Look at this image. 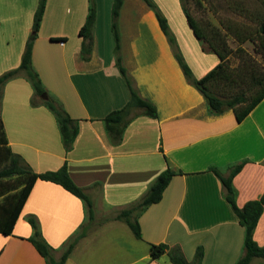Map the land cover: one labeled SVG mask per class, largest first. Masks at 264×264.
<instances>
[{
	"label": "crops",
	"instance_id": "crops-1",
	"mask_svg": "<svg viewBox=\"0 0 264 264\" xmlns=\"http://www.w3.org/2000/svg\"><path fill=\"white\" fill-rule=\"evenodd\" d=\"M114 1L94 0L93 50L84 61L79 31L90 0H47L32 65L48 95L79 121V134L66 153L54 115L44 106L31 105L34 90L21 74L0 91V121L8 147L37 174L67 163L71 179L93 201L94 225L66 264H161L150 256V245L159 244L179 247L189 263L201 248V264H236L245 252V228L223 198L220 180L208 169L216 166L227 176L229 166L248 160L233 180L237 205L243 208L262 197L264 99L240 123L233 110L211 116L203 96L187 83L153 10L143 0H124L119 16L123 65L141 97L156 105L158 118L139 116L122 143L113 146L103 120L130 101L116 66ZM154 1L194 76L203 78L219 59H187L185 41L173 29L170 14ZM177 4L182 9L180 0ZM38 5L39 0H0V77L19 68ZM196 42L197 56L214 54L203 52ZM168 166L183 174L172 178L159 203L139 215L138 240L116 217L140 202ZM30 218L59 260L87 223L88 212L85 203L63 187L38 180L12 235L0 234V264H48L28 241L34 233ZM254 240L264 247V212Z\"/></svg>",
	"mask_w": 264,
	"mask_h": 264
},
{
	"label": "trees",
	"instance_id": "trees-1",
	"mask_svg": "<svg viewBox=\"0 0 264 264\" xmlns=\"http://www.w3.org/2000/svg\"><path fill=\"white\" fill-rule=\"evenodd\" d=\"M143 1L155 13L161 30L171 44L175 58L187 83L203 96L209 114L211 116H219L233 110L237 115V121L239 123L242 122L264 99V71L258 68L256 61L251 58L246 59L242 67L231 69L229 67V47L223 35L213 27H209L210 33H208L189 14L188 10L182 7L188 26L192 30L194 37L200 42L207 43L219 59V64L214 69L203 78L197 79L178 48L167 18L162 14L153 0ZM46 2L47 0H39V5L34 16L32 33L27 41L21 64L16 70L7 72L0 77V91L6 82L23 74L34 90L31 105L33 107L44 106L54 115L61 134L63 147L66 153H69L72 151L73 144L79 134V121L71 119L60 104L48 95L32 65L33 44L39 31ZM123 4L124 0L114 1L112 9V31L115 40L116 66L129 89L130 101L123 109L111 113L103 120L106 133L113 146H119L122 143L126 129L139 116H145L151 119L158 118L156 105L141 97L135 80L129 75L123 65L119 32V16ZM95 21V2L94 0H90L89 15L84 26L79 31V36L83 39L82 58L84 61H89L92 54L93 27ZM259 33L260 42L258 50L259 54L264 56V21L261 23ZM216 41L218 44L220 43L222 49H219ZM247 41H254L252 35L240 39V44H244ZM220 85L229 87L232 90L237 88V91L216 92L215 90ZM249 86L259 89L254 96L255 102L253 104H248V97L245 92V89ZM248 162V160H244L239 164L229 166L227 168V176H224L216 166H211L208 169L209 172L213 173L220 180L223 187V198L239 219L240 225L245 228V252L236 264H253L255 260H260L264 263V247H260L254 240L255 230L264 212V194L260 199L247 202L243 208H239L237 205L238 192L233 185L234 178ZM2 164H7L0 170V234L3 236L12 235L25 203L38 180L59 185L85 203L88 212V221L69 240L59 260L54 259L50 246L42 239L35 219H29L34 233L28 241L35 247L37 252L48 264H66L77 244L89 234L94 225L95 211L93 201L85 190L77 186L71 179L67 163L57 171L42 174L34 173L25 161L20 156L12 153L8 147L4 127L0 121V165ZM182 174L181 171H175L168 166L154 181L143 199L133 207L119 213L116 219L125 222L135 238L141 240V230L138 223L139 215L149 206L159 203L172 178ZM165 255L168 256L171 264H201L203 250L199 248L194 261L189 263L179 247H170L166 244L150 245V256L153 260H158Z\"/></svg>",
	"mask_w": 264,
	"mask_h": 264
},
{
	"label": "rangeland",
	"instance_id": "rangeland-1",
	"mask_svg": "<svg viewBox=\"0 0 264 264\" xmlns=\"http://www.w3.org/2000/svg\"><path fill=\"white\" fill-rule=\"evenodd\" d=\"M154 1V0H153ZM171 16L173 29L185 41L184 49L187 59H218L213 55L197 56L196 49L199 43L188 26L183 9L179 8L177 0H159ZM155 2V1H154ZM181 6L208 33L210 28L218 30L225 38L229 47V67L238 69L246 59H254L258 68L264 71V56L259 54L260 26L264 21V0H180ZM193 35V38H192ZM252 35L254 41L240 44V39ZM210 36V34H209ZM192 41V42H191ZM219 49L220 43L216 41ZM201 49L205 53H212L209 45L201 42ZM229 87L220 85L216 92H229ZM258 88L249 86L245 89L248 104L255 102ZM232 91L236 92L237 88ZM7 164L0 165V170ZM161 264H169L168 257H161Z\"/></svg>",
	"mask_w": 264,
	"mask_h": 264
},
{
	"label": "water",
	"instance_id": "water-1",
	"mask_svg": "<svg viewBox=\"0 0 264 264\" xmlns=\"http://www.w3.org/2000/svg\"><path fill=\"white\" fill-rule=\"evenodd\" d=\"M170 44V43H169ZM170 46H171V44H170Z\"/></svg>",
	"mask_w": 264,
	"mask_h": 264
}]
</instances>
